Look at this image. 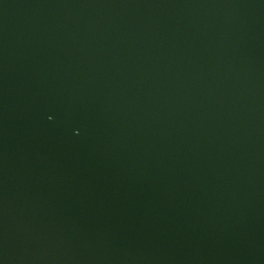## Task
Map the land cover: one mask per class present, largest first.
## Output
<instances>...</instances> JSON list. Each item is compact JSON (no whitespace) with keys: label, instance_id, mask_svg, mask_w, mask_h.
<instances>
[{"label":"water","instance_id":"1","mask_svg":"<svg viewBox=\"0 0 264 264\" xmlns=\"http://www.w3.org/2000/svg\"><path fill=\"white\" fill-rule=\"evenodd\" d=\"M0 264H264V0H0Z\"/></svg>","mask_w":264,"mask_h":264}]
</instances>
